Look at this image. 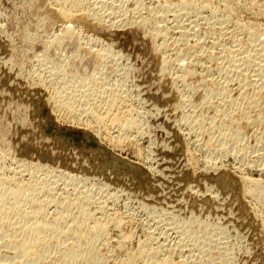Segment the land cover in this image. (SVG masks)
I'll list each match as a JSON object with an SVG mask.
<instances>
[{"label":"rangeland","instance_id":"374dc122","mask_svg":"<svg viewBox=\"0 0 264 264\" xmlns=\"http://www.w3.org/2000/svg\"><path fill=\"white\" fill-rule=\"evenodd\" d=\"M0 67L2 188L42 186L10 224L93 197L102 264H264V0H0Z\"/></svg>","mask_w":264,"mask_h":264},{"label":"bare ground","instance_id":"6f19581e","mask_svg":"<svg viewBox=\"0 0 264 264\" xmlns=\"http://www.w3.org/2000/svg\"><path fill=\"white\" fill-rule=\"evenodd\" d=\"M61 2V1H60ZM56 3V2H55ZM65 3V2H64ZM253 3V2H252ZM70 4V3H69ZM51 6V5H50ZM96 6V5H95ZM184 6V5H183ZM179 8V7H178ZM166 10V9H165ZM39 12V11H38ZM55 12V11H54ZM118 13V12H117ZM55 15H57L59 18L58 19H61V22L63 21L64 25H65V30L68 32L70 31L69 30V24H72V23H76L77 21L76 20H81V22L83 23L84 26L88 27L89 29L90 28H94V19L92 18H89L87 15H79L77 16L76 15H73V14H70L66 11H62L60 9L56 10V13ZM116 15V13H115ZM92 16V15H91ZM94 18V17H93ZM76 21V22H75ZM123 22V21H122ZM219 22V21H218ZM117 23V22H116ZM126 24V23H125ZM158 26V25H157ZM182 27V26H181ZM87 28V29H88ZM165 30V29H164ZM163 30V31H164ZM33 32V31H32ZM63 32V31H62ZM157 32V31H156ZM161 32V31H160ZM160 32H158V34H160ZM85 33V32H84ZM155 33V31H154ZM25 34V33H24ZM63 34V33H62ZM157 33H155L156 35ZM162 34V32H161ZM184 35V34H183ZM187 39V38H186ZM77 41V40H76ZM60 45V44H59ZM212 48V47H211ZM89 49V48H88ZM197 52V51H196ZM199 52V51H198ZM237 52V51H236ZM98 54V53H97ZM98 56V55H97ZM75 57V56H74ZM104 57V56H103ZM243 58V57H242ZM255 59V58H254ZM7 61V60H6ZM251 61V60H250ZM262 61V60H261ZM252 62V61H251ZM248 63V62H247ZM80 67V66H79ZM1 68V67H0ZM16 69V68H15ZM263 69V68H262ZM9 74V73H8ZM165 74V73H164ZM232 74V73H231ZM262 74V73H260ZM256 75V74H255ZM166 76V75H165ZM172 76V75H171ZM66 77V76H65ZM51 80V79H50ZM245 80V79H244ZM255 80H257L256 82H258V78ZM6 81V80H5ZM253 81V80H252ZM33 82V81H32ZM31 82V83H32ZM212 82V81H211ZM262 82V81H261ZM250 84V83H249ZM243 85H245L243 83ZM247 85V84H246ZM44 86V85H43ZM248 86V85H247ZM257 88H259V83L253 85ZM225 87V86H223ZM221 88V87H220ZM226 88V87H225ZM245 88V87H244ZM263 88V87H262ZM261 89V88H260ZM48 90V89H47ZM223 90V88H222ZM222 90H219V91H222ZM225 90V89H224ZM258 91V89H257ZM109 92V91H108ZM171 92V91H170ZM243 92V91H242ZM65 93V92H64ZM112 93V92H111ZM226 93V92H224ZM223 93V95H224ZM221 94V93H220ZM253 94V92H252ZM61 95V94H60ZM63 95V94H62ZM227 95V94H226ZM225 95V96H226ZM65 96V95H64ZM67 97V96H66ZM69 97V96H68ZM71 97V96H70ZM60 98H63V97H60ZM59 98V99H60ZM56 99V98H55ZM59 104L61 102V105L64 104V101H61V100H64V99H61L59 100ZM80 99V98H79ZM177 99V98H176ZM223 99V98H222ZM57 100V99H56ZM71 100V99H69ZM74 100V99H73ZM116 100V99H115ZM123 100V99H122ZM225 100V99H224ZM57 101V102H58ZM68 101L67 99L65 100V102ZM114 101V100H113ZM223 102V100H222ZM253 102V101H252ZM257 102V101H256ZM6 103V102H5ZM69 103V102H68ZM203 103V102H202ZM113 104H116V102H112L111 105ZM57 105V104H56ZM64 105H68L69 108L72 110L73 108H71L70 106V103L69 104H64ZM114 106V105H113ZM213 106V105H212ZM256 106V104H255ZM3 107V105H2ZM63 107V106H62ZM74 107V106H73ZM110 107V106H109ZM112 107V106H111ZM110 107V109H111ZM237 107V106H236ZM239 107V106H238ZM7 108V107H6ZM87 108V107H85ZM94 108V107H93ZM109 109V111H110ZM258 109V108H257ZM57 110V109H56ZM85 110V109H84ZM88 110V109H87ZM92 110V109H91ZM89 111L90 113L92 111ZM95 110V108H94ZM236 110V109H235ZM226 111V109H225ZM233 111V110H232ZM71 112V111H70ZM231 112V111H229ZM72 113V112H71ZM99 113V112H98ZM110 113V112H109ZM93 114V117L95 118V120L101 122L103 121L102 118L103 116L97 114L96 112L94 113H91ZM189 116V115H188ZM110 118V117H108ZM107 118V119H108ZM121 118V117H120ZM212 119V118H211ZM262 119V118H261ZM132 120V119H131ZM118 121V120H117ZM133 121V120H132ZM132 121H126L127 123L123 124L125 127V130H126V126H131V124H133ZM104 123V122H103ZM121 123V122H120ZM135 123V122H134ZM114 124V123H113ZM135 125V124H134ZM190 126V125H189ZM195 127V126H194ZM129 128V127H128ZM120 129V128H119ZM124 129V128H123ZM122 129V130H123ZM219 129V128H218ZM204 132V131H203ZM178 134V133H177ZM95 135V134H94ZM118 137V136H117ZM240 137V136H239ZM239 141V140H238ZM218 144V143H217ZM226 144V143H225ZM241 145V144H240ZM221 146V145H220ZM224 146V145H223ZM225 147V146H224ZM224 147L222 148L224 152H226V149L224 150ZM232 147V146H231ZM53 148V147H52ZM183 148V147H182ZM230 148V147H229ZM228 148V149H229ZM261 148V147H260ZM220 149V148H218ZM227 149V151H229ZM234 149V148H233ZM232 150V148L230 149ZM258 150V149H257ZM219 152V151H218ZM236 152V151H235ZM245 153V152H244ZM261 154V153H260ZM32 155V154H31ZM8 156V155H7ZM263 156V155H262ZM108 158V157H107ZM116 158V157H115ZM264 158V157H263ZM248 159V158H247ZM241 161V160H240ZM210 164V163H209ZM39 166V165H38ZM142 168V167H141ZM157 171V170H156ZM148 173V172H147ZM1 174V173H0ZM140 174V173H139ZM150 175V174H149ZM4 176V175H3ZM0 175V238L5 240V247H7L8 250H11V252H13V255L10 257L11 259H7L6 258V263L5 264H37L40 263L42 261H49L51 260L50 264H102V259L104 257H102V253L99 252V248L98 250L95 248V244L100 240H103L105 238V233H106V229H105V226L99 224L95 218V216H93L87 209H89L88 206L89 203L91 201H93V197L92 198H83V197H79L81 199H79L77 202L75 201L76 203V207L81 211L80 213H82V217H80V221L76 222L74 221L73 222V225L74 223L76 222V225L72 227H69L68 228H72V229H66L65 227H62L60 225V221H59V216L57 217V215L53 216L52 218H48L45 211L46 209L44 210H41L40 209H34L32 208L33 210L31 211V208L29 207V210L26 208H24L25 211H21L20 215L18 214L19 217L18 218V223L21 224V221H23V225H17L19 228L16 229V225L15 223L13 225H15V229L13 230L14 232H11L12 231V228L9 227L10 225L13 226L12 224L9 223V218L12 216H10V210H8L11 206L9 205L8 209L6 207V205L11 202L14 201L13 199L15 198V203L16 204H20V200H21V197L22 195L24 196L23 193H25V195L28 193L27 191H31L32 187H34L35 184H33V186L31 187V185L29 186L28 183L26 182V184L22 181H20L21 183H17L16 186H17V189H14L15 192L13 193H10V191L6 190L4 191V189H9L11 188V192L13 190V186H9L11 184H7L6 186L8 188H5L3 189V185H5L6 181L7 182H14L15 179L12 180V178H7V177H3ZM7 178V179H6ZM155 178V177H154ZM146 179V178H145ZM245 179V178H244ZM17 180V179H16ZM15 180V181H16ZM156 181V180H155ZM251 181V180H250ZM253 181V180H252ZM43 182V181H42ZM40 181V183H42ZM48 182V181H47ZM24 183V184H22ZM253 183V182H252ZM259 183V182H258ZM39 184V182L37 183ZM42 184H45V183H42ZM111 184V183H110ZM255 184V183H254ZM40 185V184H39ZM39 185H36V186H39ZM35 186V187H36ZM41 186V185H40ZM257 187V189L260 187V185H254L253 187ZM259 186V187H258ZM262 186V185H261ZM42 187V186H41ZM41 187H36L37 190L40 189ZM45 188H43V190L45 189L46 190V185L44 186ZM49 188V186L47 187ZM252 189V187H250ZM42 189V188H41ZM51 189L50 188V191L49 193H51ZM260 189H262L260 187ZM36 191V189H34ZM40 191V194L41 192ZM256 190V188H255ZM263 190V189H262ZM9 193H8V192ZM47 191V190H46ZM259 190H257L258 192ZM33 192V191H32ZM37 192V191H36ZM35 192V193H36ZM31 193V192H30ZM28 193V196L26 195L25 196V199L27 197H29L31 195L32 197V194ZM34 193V192H33ZM250 193V192H249ZM256 193V191H255ZM254 193V194H255ZM9 194H11V196H13V199L9 198L8 197H11L9 196ZM47 194V193H46ZM58 194V193H57ZM88 194V193H87ZM260 194V193H259ZM264 195V192L262 191V193ZM34 195V194H33ZM82 195V194H81ZM37 196V194H36ZM92 196V195H91ZM260 196V195H259ZM30 197V198H31ZM202 197V196H201ZM262 197V196H260ZM264 197V196H263ZM24 198V197H23ZM33 198L30 200V202L32 201L33 202ZM39 198V196H38ZM37 198V199H38ZM37 199L35 201H37ZM195 199V198H194ZM28 200V198H27ZM39 200V199H38ZM53 200V199H52ZM59 200V199H58ZM77 200V199H76ZM9 201V202H7ZM44 201V200H43ZM42 201V198H41V202L43 203ZM49 201V200H48ZM47 202V204L49 205V202ZM56 201V200H55ZM65 201V200H64ZM63 201V202H64ZM24 202V203H22ZM25 202L28 204V206H30L29 204L31 203H28L29 201H24V200H21V204H25ZM38 202V201H37ZM50 202H54V201H51V198H50ZM60 202V201H59ZM73 202V201H72ZM95 202V201H94ZM99 202V201H98ZM198 202V201H197ZM212 202V201H211ZM14 203V202H13ZM39 203V202H38ZM38 203H35V204H38ZM41 203V204H42ZM67 203V202H65ZM93 203V202H92ZM180 203V202H179ZM195 203V201H194ZM201 203V202H200ZM228 203V202H227ZM26 204V205H27ZM40 204V206H41ZM46 205V203H44ZM57 204V203H56ZM210 204V203H208ZM234 204V203H233ZM15 205V204H14ZM12 205V206H14ZM60 205V203H59ZM73 205V204H72ZM8 206V205H7ZM23 206V205H21ZM21 206L19 208H17L18 206L16 205L15 208H16V213H17V210H20L21 209ZM35 206V205H34ZM68 206V205H67ZM198 206V205H197ZM203 206V205H202ZM201 206V207H202ZM221 206V205H220ZM26 207V206H25ZM39 207V206H37ZM46 207V206H45ZM193 207V205H192ZM208 207V206H207ZM14 208V207H13ZM12 208V211H14ZM62 208V207H61ZM65 208V207H64ZM42 209H43V205H42ZM55 209V208H54ZM101 209V208H100ZM183 209V208H182ZM194 209V208H193ZM23 210V209H22ZM63 210V209H62ZM104 210V209H103ZM187 210V209H186ZM199 210V209H198ZM240 210V209H239ZM210 211V210H209ZM196 212V211H195ZM198 212V211H197ZM203 212V211H202ZM12 213V212H11ZM64 213V212H63ZM192 213V212H191ZM59 214V213H58ZM207 214V213H206ZM17 215V214H16ZM107 215V213H106ZM201 215V214H200ZM10 216V217H9ZM14 216V222H15V214L13 215ZM63 216V214H62ZM80 216V215H79ZM78 216V217H79ZM9 217V218H8ZM20 217H21V220H20ZM206 217V216H205ZM8 218V219H6ZM77 218V217H76ZM74 218V219H76ZM95 218V220H94ZM242 218V217H241ZM4 219H5V222L6 220H8V224L6 225L8 228H5V222H4ZM67 219V218H66ZM209 219V218H208ZM12 223H13V217L12 219ZM79 220V219H78ZM63 221V220H62ZM73 221V220H71ZM208 221V220H207ZM222 221V220H221ZM95 222V223H94ZM17 224V223H16ZM64 224V223H63ZM216 224V223H215ZM72 225V224H71ZM247 230V229H246ZM245 232V231H244ZM243 233V232H242ZM168 238V237H167ZM105 241V240H104ZM101 242V241H100ZM110 242V241H109ZM98 245V244H97ZM163 245V244H162ZM120 246V245H119ZM1 248V246H0ZM51 248H58L56 250L57 251V254L56 255H52V251H51ZM124 248V247H123ZM144 248V247H143ZM107 249V248H105ZM147 249V252H145L147 255H146V260H145V264H166L168 261H165L166 263H164L161 259H159V254H160V250L159 248H154L152 249ZM143 250V249H142ZM145 251V250H143ZM257 254V253H256ZM186 255V254H185ZM4 256V255H3ZM104 256V255H103ZM5 258V257H4ZM135 260V259H134ZM134 260H130V261H134ZM168 260V259H167ZM43 262L46 263V262ZM128 260L127 264H131ZM186 261V260H185ZM261 261V260H260ZM48 263V264H49ZM134 263V262H133ZM137 263V262H136ZM181 263V262H180ZM179 263V264H180ZM47 264V263H46ZM135 264V263H134ZM168 264V263H167ZM170 264V263H169ZM182 264V263H181ZM185 264V262H184Z\"/></svg>","mask_w":264,"mask_h":264}]
</instances>
